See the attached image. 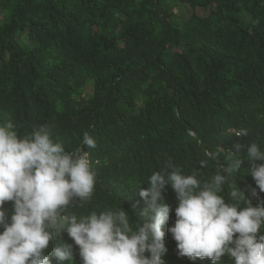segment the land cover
<instances>
[{
    "label": "trees",
    "instance_id": "trees-1",
    "mask_svg": "<svg viewBox=\"0 0 264 264\" xmlns=\"http://www.w3.org/2000/svg\"><path fill=\"white\" fill-rule=\"evenodd\" d=\"M175 2L190 12L176 15ZM8 121L20 136L47 125L66 151L90 160L91 199H74L65 216L122 207L149 223L139 190L153 172H170L171 161L210 181L233 154L245 161L221 195L238 187L255 206L252 190L262 200L264 192L247 173L246 146L264 151V0H0V123ZM85 132L95 148L82 143ZM162 195L172 208L165 264H211L178 254L168 232L176 194L166 184ZM4 208L10 218L12 202ZM61 239L82 264L72 238ZM59 243L45 249L50 264H67L53 252Z\"/></svg>",
    "mask_w": 264,
    "mask_h": 264
},
{
    "label": "clouds",
    "instance_id": "clouds-1",
    "mask_svg": "<svg viewBox=\"0 0 264 264\" xmlns=\"http://www.w3.org/2000/svg\"><path fill=\"white\" fill-rule=\"evenodd\" d=\"M82 143L96 147L88 132ZM244 148L235 145L237 152ZM246 152L247 173L264 192V151L251 143ZM244 161L233 154L210 181L199 180L196 172L184 175L166 162L165 169L172 170L153 172L147 187L139 190L147 203L145 212L151 214L149 223L132 221L122 207L79 218L65 216L74 199L89 201L93 194L96 173L87 155L66 151L53 140L47 125L20 136L11 121L0 123V264H50L45 249L54 239L60 241L53 246L55 256L73 264V246L61 239L62 232L79 247L82 264H165L162 226L172 210L162 195L166 184L176 194L175 221L168 232L180 256L210 258L211 264H220L227 255L234 264H264V200L256 189L252 190L258 199L255 206L238 187L228 200L221 195L227 177L240 170ZM8 201L12 202L10 218L4 208Z\"/></svg>",
    "mask_w": 264,
    "mask_h": 264
},
{
    "label": "rangeland",
    "instance_id": "rangeland-1",
    "mask_svg": "<svg viewBox=\"0 0 264 264\" xmlns=\"http://www.w3.org/2000/svg\"><path fill=\"white\" fill-rule=\"evenodd\" d=\"M173 11L178 16H185L190 12L187 8L185 9L182 5H179L176 2H175V6H173ZM198 12L203 13L201 9H199ZM84 96H87L86 93H83L82 98H85Z\"/></svg>",
    "mask_w": 264,
    "mask_h": 264
}]
</instances>
